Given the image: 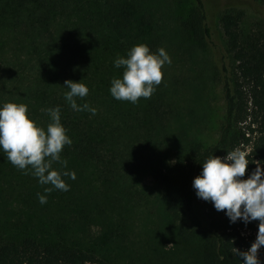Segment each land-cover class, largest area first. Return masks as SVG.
Listing matches in <instances>:
<instances>
[{
  "label": "trees",
  "instance_id": "obj_1",
  "mask_svg": "<svg viewBox=\"0 0 264 264\" xmlns=\"http://www.w3.org/2000/svg\"><path fill=\"white\" fill-rule=\"evenodd\" d=\"M193 3L183 19L185 33L203 46L214 44L213 7L206 0ZM247 4L264 6V0H247ZM219 11L227 49L221 57L224 118L214 142L191 139L178 148L173 161L167 160L169 149L155 135L164 116L159 93L155 90L135 104L115 100L109 93L110 81L123 73L122 67L113 66L118 54L125 56L137 44H146L152 52L160 47L155 0H0V23H11L5 26L13 32L20 29L23 47L52 74L43 80L53 86L47 105L60 107L61 123L73 141L64 146L61 159L81 163L82 169L92 163L105 192L114 185L122 187L124 179L134 180L145 169L156 185L172 232L183 243L196 244L202 264H242L236 249L251 247L258 220L230 223L224 211L197 198L192 181L202 170L200 160L212 153L223 157L235 148L248 153L242 179L257 164L264 167V28L246 31L245 9L239 4ZM1 53L0 38V74ZM228 55L234 65L228 63ZM58 79L59 91L53 92ZM69 79H83L89 92L77 98V104L95 107L94 116L74 111L64 99L67 89L62 86ZM45 94L42 91L41 98ZM0 163H10L2 150ZM46 207L53 218L47 217L28 235L0 233V264H115L103 246L84 247L76 240L77 228L91 231L87 204L61 196L56 208ZM67 212L81 222L73 226V219L70 223L64 218Z\"/></svg>",
  "mask_w": 264,
  "mask_h": 264
},
{
  "label": "rangeland",
  "instance_id": "obj_2",
  "mask_svg": "<svg viewBox=\"0 0 264 264\" xmlns=\"http://www.w3.org/2000/svg\"><path fill=\"white\" fill-rule=\"evenodd\" d=\"M206 2L210 8L213 7L214 44L203 46L184 30L183 19L194 6L193 0H155L158 11L155 17L161 24L160 47L171 58V63L162 67V81L155 88L164 109L163 121L155 129L156 137L161 139H155L169 149L165 155L168 161H173L178 148L191 139L198 138L208 144L218 137L225 113L221 57L227 50L218 20L219 10L232 3L239 4L245 9L246 31L264 28V6L249 5L247 0ZM8 24L11 23H0L3 56L0 103L26 104L28 116L46 127L49 117L44 109L50 108L47 97L53 86L43 80L51 78L52 74L47 68L43 70L36 54H30L23 47L22 31L16 29L13 32L6 28ZM47 38H50L49 34ZM228 63L235 64L231 56ZM59 84L58 79L53 92L59 91ZM42 91H46L43 98ZM53 167L65 170L59 163H54ZM94 167L87 163L82 169L81 163H68L67 170L76 173L75 180L63 178L70 186L69 191L53 190L45 194L44 188L50 185H40L37 178L30 173L24 174L11 163H0V233L28 235L47 217L53 218L48 215L46 206L54 208L62 196L88 205L85 212L91 231L83 233L81 228H77L79 245L98 250L103 246L112 253L115 264H202L196 244L190 241L187 245L172 232L162 199L145 169L141 168L132 181L126 177L121 182L122 187L114 185L105 192L100 189L103 180ZM37 193L47 195L46 204L39 203ZM64 218L73 219V226L81 222L78 216L68 212ZM258 224L259 221L252 243L258 233ZM258 258L260 264H264V246L259 249Z\"/></svg>",
  "mask_w": 264,
  "mask_h": 264
},
{
  "label": "clouds",
  "instance_id": "obj_3",
  "mask_svg": "<svg viewBox=\"0 0 264 264\" xmlns=\"http://www.w3.org/2000/svg\"><path fill=\"white\" fill-rule=\"evenodd\" d=\"M170 63L171 58L163 47L152 52L146 44L133 45L125 56L118 54L113 61V66L122 67L123 73L121 78L114 77L110 81V95L115 100L133 104L140 98H150L162 81V67ZM82 81L65 80L64 99L74 111H87L94 116L95 107L87 102L77 104V98L83 99L89 92ZM44 111L49 117L46 127L28 116L26 104L0 103V150L18 170L30 173L40 185H50L44 188L45 194L53 190L66 192L70 186L63 178L75 180L76 173L67 170L68 162L61 159L60 153L73 141L61 123L60 107ZM54 163L65 170L54 168ZM200 163L202 170L192 181L197 198L211 202L217 211H224L230 223L259 221L251 247L247 251H236L242 264H260L258 251L264 246V167L257 164L248 178L242 179L249 159L248 153L240 148L227 151L223 157L209 154ZM37 198L41 205L47 203V195L37 193Z\"/></svg>",
  "mask_w": 264,
  "mask_h": 264
}]
</instances>
